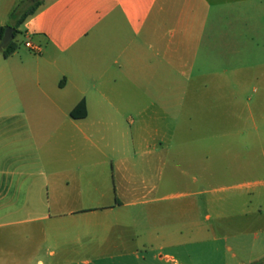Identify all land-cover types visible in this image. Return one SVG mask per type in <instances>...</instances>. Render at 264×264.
I'll return each instance as SVG.
<instances>
[{
    "label": "crops",
    "instance_id": "crops-1",
    "mask_svg": "<svg viewBox=\"0 0 264 264\" xmlns=\"http://www.w3.org/2000/svg\"><path fill=\"white\" fill-rule=\"evenodd\" d=\"M18 31L41 51L0 58V264L264 258L258 195L209 189L223 135L159 107L264 56V0H39Z\"/></svg>",
    "mask_w": 264,
    "mask_h": 264
},
{
    "label": "rangeland",
    "instance_id": "rangeland-1",
    "mask_svg": "<svg viewBox=\"0 0 264 264\" xmlns=\"http://www.w3.org/2000/svg\"><path fill=\"white\" fill-rule=\"evenodd\" d=\"M37 1L15 0L10 9L1 10L3 27H12ZM14 43L19 51H27L25 38L20 32L16 34ZM1 55L0 51V58ZM222 67L227 72L217 86L209 81L207 89L199 87V83L190 89H177L176 105L166 104L167 98H162L160 116H208L209 135L211 132L223 135L217 140L211 137L208 140L209 147L218 149L217 162L223 166L222 171H218V175L222 174L218 176L217 183L209 189L224 197L242 190L253 192L258 195L264 213V56L225 58ZM124 113L122 116H136ZM243 183L244 186H239ZM214 245L208 243L207 247L210 249ZM226 245L231 246L230 241ZM157 257L164 261L152 260L150 264H200L196 252L190 260L168 252H161Z\"/></svg>",
    "mask_w": 264,
    "mask_h": 264
},
{
    "label": "trees",
    "instance_id": "trees-1",
    "mask_svg": "<svg viewBox=\"0 0 264 264\" xmlns=\"http://www.w3.org/2000/svg\"><path fill=\"white\" fill-rule=\"evenodd\" d=\"M39 6V1L35 2L34 4H32L29 9L23 13L22 18L19 19L18 21L16 20V23L13 25V28L15 29L14 31V38L16 36L17 33H19L18 31V27L29 17L32 16L37 8ZM11 17H14V15H11ZM5 28L4 27H0V38L2 37L3 33H4ZM14 38L13 40L8 44V46L6 48H4L1 53L3 55V57H8L9 55H11L16 49L17 46L14 43ZM70 116L72 118L78 119V118H83L84 116H86V109H85V104L83 102H80L78 105H76L73 110L70 113ZM252 264H264V258L252 263Z\"/></svg>",
    "mask_w": 264,
    "mask_h": 264
},
{
    "label": "water",
    "instance_id": "water-1",
    "mask_svg": "<svg viewBox=\"0 0 264 264\" xmlns=\"http://www.w3.org/2000/svg\"><path fill=\"white\" fill-rule=\"evenodd\" d=\"M31 1L33 2L34 0ZM14 31L15 29L13 27L5 28L4 33L0 39V51L6 48L8 44L13 40Z\"/></svg>",
    "mask_w": 264,
    "mask_h": 264
},
{
    "label": "built area",
    "instance_id": "built-area-1",
    "mask_svg": "<svg viewBox=\"0 0 264 264\" xmlns=\"http://www.w3.org/2000/svg\"><path fill=\"white\" fill-rule=\"evenodd\" d=\"M25 47L28 48L29 50H31L33 53H36V54L40 53V51H41L40 46H36L30 42H25Z\"/></svg>",
    "mask_w": 264,
    "mask_h": 264
}]
</instances>
